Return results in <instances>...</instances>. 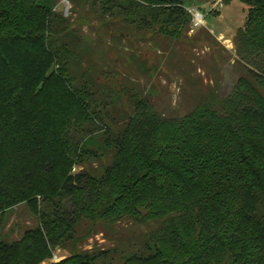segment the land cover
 <instances>
[{"label":"trees","instance_id":"16d2710c","mask_svg":"<svg viewBox=\"0 0 264 264\" xmlns=\"http://www.w3.org/2000/svg\"><path fill=\"white\" fill-rule=\"evenodd\" d=\"M88 1L135 31L178 39L192 26L182 0ZM239 1L240 51L258 65L181 118L137 100L116 133L92 78L71 68L76 41L56 37L69 21L55 0H0V216L27 204L39 218L13 243L0 222V264H106L101 251L47 262L79 239L84 219L123 218L165 226L119 264H264V0ZM111 153L102 175L74 172Z\"/></svg>","mask_w":264,"mask_h":264},{"label":"rangeland","instance_id":"374dc122","mask_svg":"<svg viewBox=\"0 0 264 264\" xmlns=\"http://www.w3.org/2000/svg\"><path fill=\"white\" fill-rule=\"evenodd\" d=\"M182 2L188 11L202 12L205 24L197 29L189 25L188 33L172 39L102 18L88 0H55L57 14L69 21L66 31L56 37L65 35L76 41V64L71 68L92 78L91 88L107 103L105 113L116 133L134 113L137 100H146L164 118H181L200 104L227 97L248 66L255 68L254 63L260 62L258 56L240 51L245 4L239 0L228 5L222 0ZM102 141L101 136H94L90 146L98 149ZM113 161L112 153L91 158L74 172L86 169L100 176ZM0 222L2 240L7 243L19 241L39 226L38 216L27 204L5 212ZM164 226L165 220L123 218L106 225L84 219L76 230L79 239L66 244L47 263L60 262L74 253L101 251L107 253L101 259L106 264H119L128 255L144 254L149 239L161 234Z\"/></svg>","mask_w":264,"mask_h":264},{"label":"built area","instance_id":"2783aa9c","mask_svg":"<svg viewBox=\"0 0 264 264\" xmlns=\"http://www.w3.org/2000/svg\"><path fill=\"white\" fill-rule=\"evenodd\" d=\"M189 13L191 14V17H192V27L193 28L197 29L199 27H202L205 24L206 17L204 16L202 12L196 9V10L189 11Z\"/></svg>","mask_w":264,"mask_h":264}]
</instances>
